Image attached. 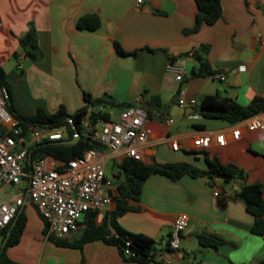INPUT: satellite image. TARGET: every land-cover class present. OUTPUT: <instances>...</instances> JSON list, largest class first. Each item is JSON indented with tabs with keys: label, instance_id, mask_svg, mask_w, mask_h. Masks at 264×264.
Returning <instances> with one entry per match:
<instances>
[{
	"label": "crops",
	"instance_id": "obj_1",
	"mask_svg": "<svg viewBox=\"0 0 264 264\" xmlns=\"http://www.w3.org/2000/svg\"><path fill=\"white\" fill-rule=\"evenodd\" d=\"M220 4L221 17L192 32L197 13L194 0H143L140 5L135 0H0V66L6 78L14 80L12 103L24 115L39 107L51 113L61 104L72 114L86 104L84 93L127 105L137 95L143 103L155 95L160 102L155 109L164 114L147 121L151 139L176 137L179 149L160 142L145 150L147 163L187 161L205 169L207 154L244 169L248 183L264 185V130H243L233 140L231 124L225 121L170 114L179 89L186 97L219 94L241 105L264 91V0H220ZM85 14L98 16L96 29L78 28L77 21ZM30 26L40 50L37 60L25 57L21 42L26 43ZM115 42L130 54L119 55ZM20 54L22 67L17 74ZM203 60L213 74L192 76ZM168 63L181 70L182 80L176 81L175 73L166 70ZM219 74L224 78H217ZM167 116L173 117L170 126L163 123ZM203 131L223 132L226 143L212 141L205 149L195 148L193 135ZM216 190L223 188L206 176L171 179L152 174L139 198L128 199L132 209L116 221L129 232L151 237L154 254L168 256L169 264H261L264 235L250 232L253 216L234 193L223 199L213 194ZM114 207L115 201L97 215V223ZM181 212L188 215V223L173 250L168 237ZM27 227L17 244L4 250L18 264H143L124 260L116 246L102 240L84 242L80 248L55 245L42 234L32 241L33 237H25ZM202 233L217 236L221 244L201 247L198 236ZM1 240L0 234V244ZM23 242L27 247L18 249Z\"/></svg>",
	"mask_w": 264,
	"mask_h": 264
},
{
	"label": "built area",
	"instance_id": "obj_2",
	"mask_svg": "<svg viewBox=\"0 0 264 264\" xmlns=\"http://www.w3.org/2000/svg\"><path fill=\"white\" fill-rule=\"evenodd\" d=\"M140 5L143 0H135ZM23 54L17 55V67H22ZM166 70L175 73V80H182L181 70L168 63ZM217 78L223 79L219 74ZM258 97L264 100V91ZM179 107L195 108L198 99L186 97L183 90L177 91ZM143 98L137 95L133 102L114 111L115 106L105 104L88 106L81 116L82 134L104 145V150L89 148L81 155L58 161L50 155H31L32 147L45 141L65 139L62 127L49 128L28 125L24 127L6 106L3 90L0 88V233L13 220L16 212L27 199L46 225V237L69 238L79 234L86 226L84 215L87 211H107L118 197L117 184L122 176L119 164L125 158L147 163V148L160 142H169L173 150L179 149L176 137L165 135L153 140L148 125L147 111L142 105ZM103 113L107 114L103 117ZM197 112L188 116L196 117ZM166 126L173 123V117L163 119ZM264 130V109L231 124L230 136L238 139L242 131ZM214 141L226 143L223 132H199L193 135L195 148L205 149ZM108 161L116 170L106 171ZM23 185L22 188L19 186ZM215 196L227 197V191H214ZM188 215L178 213L168 237L170 249L179 246L180 234L186 228ZM128 244V243H127ZM127 257L134 255L124 249ZM154 264H169L166 255H155Z\"/></svg>",
	"mask_w": 264,
	"mask_h": 264
},
{
	"label": "trees",
	"instance_id": "obj_3",
	"mask_svg": "<svg viewBox=\"0 0 264 264\" xmlns=\"http://www.w3.org/2000/svg\"><path fill=\"white\" fill-rule=\"evenodd\" d=\"M197 6L194 25L191 31H197L202 23L211 25L221 17L220 0H194ZM100 24V20L96 14H85L77 21L78 28L94 30ZM24 40L26 44L23 46L24 55L30 60H37L40 57V50L37 44L36 35L32 26L27 30ZM114 48L119 55H128L129 52L124 51L117 42ZM132 52L131 54H133ZM209 64L201 61L196 71L191 73L192 76L212 75ZM0 88L3 90L7 109L19 119L20 123L26 127L34 125L39 127L59 128L62 127L65 132V138H72L74 135L73 126L79 133V138L74 144H59L54 141H45L32 147L31 155H50L58 161L65 162L68 159L81 155L89 148L104 150V145L93 140L81 131V116L88 106L109 105L123 108L128 106L126 103H116L108 97L92 98L84 93L86 104L69 114L64 105H59L54 112L47 113L41 107L37 108L35 113L24 115L16 110L12 103V96L6 75L0 66ZM201 106L208 110L198 113L203 118H213L234 124L239 120L246 118L254 113L264 109V100L260 97L253 98L247 105H241L235 100L220 96L219 94H206L201 100ZM143 107L147 111L149 119L163 116L159 109L160 102L157 96H151L148 101H144ZM169 115L168 113H166ZM107 114L103 113V117ZM71 118V121L68 120ZM206 164L205 169H200L194 164L187 161H177L160 163L152 160L149 163L138 161L132 158H125L121 161L119 171L121 180L117 184L118 197L115 199V207L104 214L101 221L97 223V211L90 210L84 215L85 228L79 233L78 237L72 239L56 238L47 236L46 238L55 245L80 248L84 242L92 240H102L108 244L118 248L121 257L128 261H137L143 264H154V241L151 237L143 233L129 232L123 229L116 221V218L126 211L132 209L128 204V199H138L141 188L145 180L152 174H159L171 179H177L183 175L191 177L206 176L211 183H215L216 177L224 179L228 183L237 182L240 186L235 190L234 196L242 201L245 210L253 216V222L250 232L257 235H264V185L261 182L246 181V172L233 163H221L215 156H204ZM26 199L24 204L27 203ZM24 204L16 212L15 217L10 224L1 231L2 240L0 244V264H18L6 257L4 250L7 246L15 245L20 239L26 224V216L23 211ZM43 221V220H42ZM113 229V233H111ZM44 235L46 234V225L43 221ZM128 243V244H127ZM198 244L201 247H217L221 244V240L214 235L202 233L198 236ZM128 248L134 253L132 257L124 254V249ZM196 264V263H195ZM264 264V261L261 262Z\"/></svg>",
	"mask_w": 264,
	"mask_h": 264
},
{
	"label": "rangeland",
	"instance_id": "obj_4",
	"mask_svg": "<svg viewBox=\"0 0 264 264\" xmlns=\"http://www.w3.org/2000/svg\"><path fill=\"white\" fill-rule=\"evenodd\" d=\"M21 71L19 68H17L15 70V73L19 74ZM9 88L11 87V83H12V77H7L6 78ZM14 82V80H13ZM11 92V89H10ZM115 101V100H114ZM116 103H121V102H116ZM119 107L115 106L114 111H117ZM111 169L116 170L117 167L113 164V162L108 161L106 164V171L110 172ZM20 188L23 187V185L19 186ZM24 214L26 216V224H27V230L25 232V237L28 238H32V241H36V236L38 237L39 235H44V233L42 232L43 230V221L40 217V215L38 214L37 210L35 209V207L30 203L27 202L25 207H24ZM102 215V214H101ZM79 236V235H78ZM46 237V235H45ZM53 243V242H52ZM27 247V242H23L22 244H20V246H18V249H24Z\"/></svg>",
	"mask_w": 264,
	"mask_h": 264
},
{
	"label": "water",
	"instance_id": "obj_5",
	"mask_svg": "<svg viewBox=\"0 0 264 264\" xmlns=\"http://www.w3.org/2000/svg\"><path fill=\"white\" fill-rule=\"evenodd\" d=\"M21 42L23 43V45H25L26 43L24 41L21 40ZM203 96H200L199 99H198V102H197V105L195 108L193 107H185V108H182V107H179L177 105H174L172 107L173 110H170V114L171 115H175L177 113H180V114H185V115H189L190 113H194V112H197V113H200V112H205V111H208L206 109H204L202 106H201V100H202ZM68 120L71 121V118L68 117ZM73 129H74V135L72 138H65V139H62V140H58V141H55L56 143H59V144H74L78 138H79V133L77 131V129L73 126ZM216 180L218 182L219 185L222 186L223 190L224 191H227L228 193L232 194L235 192L236 190V186L233 185V186H230L228 182H226L224 179L222 178H219V177H216Z\"/></svg>",
	"mask_w": 264,
	"mask_h": 264
}]
</instances>
